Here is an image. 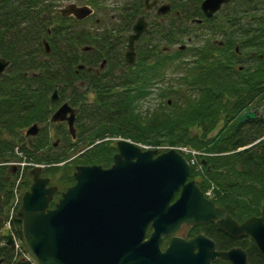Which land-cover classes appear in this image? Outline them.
<instances>
[{"label":"trees","instance_id":"trees-1","mask_svg":"<svg viewBox=\"0 0 264 264\" xmlns=\"http://www.w3.org/2000/svg\"><path fill=\"white\" fill-rule=\"evenodd\" d=\"M168 2L171 12L163 22L151 24L149 32L142 37L144 42L137 47L133 66L122 63L125 33L132 22L129 16L139 12L137 0L134 6L129 3L118 6L123 14L116 24L96 31L83 28L79 32L75 28L79 22L58 12L51 15L54 0L32 3L25 11L17 2L0 3V57L11 61L0 77V193L4 206L10 201L13 181L9 179L10 168L3 163L15 157L16 146L36 162L48 165L44 173L53 177L58 186L55 201L61 191L74 183V165L108 167L116 152L111 139L123 137L154 147L188 145L202 151L199 161L204 159L206 163L202 165V172L197 173L192 167L190 178H199L197 183L202 190L212 181L216 185L212 200L235 220L240 222L259 214L264 203V138L244 151L222 153L236 150L238 139L239 144H249L264 135V121H248L242 129V126L236 127L243 111L257 109L264 100V20H250L247 27L241 26L240 21L228 25L224 31L232 32L224 33L228 42L221 47L212 39V19L201 13L199 0ZM193 19L202 22H193ZM201 25L210 33L201 43L186 46L191 48L193 57L181 60L174 68L181 70L176 78L179 87L196 92L178 103L167 98L175 93L172 84L160 87L158 95L164 104L143 114L139 102L151 94V86L163 76L167 62L166 56L159 54L162 51H158L157 45L164 43L169 47L178 41L184 44V38L195 37V27ZM44 39L50 45L49 53L45 52ZM238 43L240 51L249 48L257 52L255 65L240 61L234 48ZM86 46L92 51H85ZM184 50L176 52L181 54ZM259 53L263 58L257 57ZM102 58H106L107 65L96 73L92 69H97ZM81 64L83 68L79 69ZM55 87L57 104L66 101L76 109V133L72 138L66 128L61 129L67 148L57 154L49 148L52 155H45L48 137L39 133L26 143L22 131L33 123H50L49 117L56 108L50 104ZM91 91L94 94L90 103L87 92ZM230 131L232 136L228 137ZM78 142L73 167L59 169L55 164L66 161L64 154ZM69 168L72 170L68 171ZM29 184L28 177L25 189ZM12 225L16 236L22 239L20 222L14 219ZM200 227H189V230L197 232ZM213 228H216L214 224L206 226L218 249L239 246L246 251L249 264H264V256L248 235L214 236ZM0 259L2 264H31L21 255L15 257L13 248L2 244V238ZM211 264L230 263L218 258Z\"/></svg>","mask_w":264,"mask_h":264},{"label":"water","instance_id":"water-1","mask_svg":"<svg viewBox=\"0 0 264 264\" xmlns=\"http://www.w3.org/2000/svg\"><path fill=\"white\" fill-rule=\"evenodd\" d=\"M227 1L204 0L201 8L211 17ZM169 9L164 4L157 11L165 14ZM66 12L83 19L92 10L70 6ZM132 31L124 52L127 65L134 64V44L147 31L143 16L134 22ZM8 66V61L0 59V76ZM56 100L55 89L50 102ZM255 112L243 113L238 123L254 118ZM50 120L66 121L69 133L75 137V111L68 103L61 104ZM37 130L34 124L26 134L35 135ZM116 147L109 167L75 166V183L61 193L52 208L49 203L57 187H47L49 178L40 176V168L31 170L33 182L14 217L21 223L32 264H211L215 258L248 264L245 251L239 247L217 251L204 234L189 239L175 235L182 224L209 221L233 237L250 235L264 255V205L259 216L238 223L206 198L194 181H187L190 165L176 150H143L126 139H119ZM179 189V196L172 202ZM2 225L0 217V228ZM168 236L169 243L162 249V240ZM7 239L12 244L11 237Z\"/></svg>","mask_w":264,"mask_h":264},{"label":"flooded vegetation","instance_id":"flooded-vegetation-1","mask_svg":"<svg viewBox=\"0 0 264 264\" xmlns=\"http://www.w3.org/2000/svg\"><path fill=\"white\" fill-rule=\"evenodd\" d=\"M39 1L40 0H33V1H31V0H0V3H5V2L15 3V2H17V4L19 5L20 9L25 11V10H27V7L28 8L30 7V4L33 3V4L37 5V4H39ZM54 1H55V5L51 4V8H52L51 15L55 16L56 15L55 13L58 12L61 16L69 18V19L74 20L76 22H81L83 20L93 19L94 18V22L95 23H100V20H102V19H101V17H96L94 15L95 11L99 12V14L101 16L102 14L105 15L110 10V8H107L106 5L103 4L102 0H65V1H67V2H65L66 4L63 5L60 8L56 7V3L60 2V0H54ZM108 1H111V0H108ZM115 1H118L120 4L121 3H126V4L129 3L130 6H134V2L136 0H115ZM155 1H156V4L152 5V3L155 2ZM199 1H200V5H199L200 11L206 17V15L204 14V12L202 11V8H201V3L204 0H199ZM137 2L139 4V10H138L139 12L135 13L134 16H132V15L129 16L130 18H132V22L130 23L131 24L130 25V30L128 31V33L126 32L127 33L126 36H125L126 39H127V35L132 30L131 26H132L133 22L139 16H143L144 17V19L148 22L149 29H150L151 24L157 23V22H163L165 20V18L167 19L169 12H171V8H170V11L167 14H163V15L159 14L158 11H157L159 5H161L163 3L168 4L169 3L168 0H137ZM147 3L149 5V7L146 6ZM84 5L89 7L92 10V14H90L89 16H87L86 18H84L82 20H79L72 12H66V10L70 6L83 7ZM5 7H9V6L5 5ZM63 10H64V12H63ZM113 10L114 9H111V11H113ZM176 13H178V12H176ZM116 14H117L118 18H119L120 15L123 14L119 7H116ZM110 16L112 18H114L115 14L114 13H110ZM210 18L212 19L211 20V28H212L214 36H219L220 37V39H218V40L214 39V41L217 42L218 46L222 47V46H225L226 43L228 42V40L224 37V33L226 35H228V32L229 33L232 32V31H224L227 28L228 25H230V24H232L234 22L238 24V21H240V25L241 26L247 27V25L249 24L250 20H264V0H228L227 2H223L221 4L220 8ZM262 23H264V21H262ZM48 32H50V31H48ZM219 32H221V34H219ZM142 37L140 39H138V41L135 44L136 51L138 50L139 45L143 43ZM237 39H238V37H237ZM149 46L151 48L153 47L152 44H150ZM157 48H158V45H157ZM234 48H235V52L237 53V56L240 58V61H242L243 64H252L253 63V65H255L256 60H252L251 58L255 57L257 52L251 51L250 52V57L251 58L245 59L243 57H247V56L246 55H244V56L242 55V52L240 51L241 47H240L239 43L235 44ZM169 49L170 48L167 47V46L162 47L161 48V51H162L161 53H163L165 51L168 52ZM85 51H92V50H91V48H89V49H86ZM257 57L263 58V54L259 53V54H257ZM0 59H3V58L0 57ZM4 60L10 62L9 65H11V61L10 60L5 59V58H4ZM102 61H101L102 65L100 63V65L97 67V69H92L94 72L99 73L100 70L101 71L104 70V67H106V65H107V60H106V58H102ZM122 64H124V62ZM100 66H102V67H100ZM8 68H9V66L3 71L2 75L5 73V71ZM118 78L119 77H117L115 79H118ZM87 94H88V98H89V96H90V98H93V94L94 93L92 91L91 92H87ZM263 113H264V108L263 109H261V108L258 109V112L255 114V118L250 119L249 121H251L253 123H255L257 121H264ZM229 124H232V121H230ZM246 124H248V121L246 123H244V124H241V125H238V123H236V127L237 126H242L241 127V129H242L243 127L246 126ZM236 132L238 133L239 129H236ZM227 136L228 137L232 136L231 131L228 132ZM263 136H261V137H263ZM242 140H244V139H242ZM236 143H238L239 146L237 148L241 149L240 151H244V150H246V149H248V148H250V147H252V146H254L256 144V142H254V141L249 143V144L248 143L247 144H239L240 143V139H238ZM216 155H218V154H216ZM25 159H26V163H27L26 168H31V165H29V163L31 161H34V160L28 155L25 156ZM204 162L206 163L205 160H204ZM11 166H12V171L11 172L15 173L17 171V167L14 166V165H11ZM209 168L210 167L208 166V169ZM25 171L29 172V170H25ZM23 184H25L24 181L22 182V185ZM2 214H5V208H1V206H0V215H2ZM212 234L214 236L215 235H221V236L225 235L224 232L218 230L217 228H213ZM210 238L213 239V237H210ZM1 261H2V259H0V262Z\"/></svg>","mask_w":264,"mask_h":264},{"label":"rangeland","instance_id":"rangeland-1","mask_svg":"<svg viewBox=\"0 0 264 264\" xmlns=\"http://www.w3.org/2000/svg\"><path fill=\"white\" fill-rule=\"evenodd\" d=\"M67 1L65 0H60V2L56 3V7L60 8L63 5H65ZM103 4L106 5L107 8H110V10L105 14V15H101L99 14V12L94 13V15L96 17H101L102 20H100V23H95L94 22V18L93 19H87V20H83L81 22H79V24L76 25V29L78 30V32L80 31V29L85 28L86 30H90V31H96V30H102V28L104 27H110L113 24L117 23L118 17L116 14V7H118L120 5V3L118 1L115 0H102ZM111 9H114L113 11H111ZM110 13H114L115 17L112 18L110 16ZM85 30V31H86ZM196 30V34H194L195 37L193 38H189V37H185L184 38V44H186L187 47H192L197 43H201V41L205 38L206 34L210 31H208V29L206 28L205 25H201V26H196L195 27ZM88 32V31H87ZM128 33V32H127ZM125 33V35L127 34ZM204 33V34H203ZM214 39H220L219 36H214L212 38ZM142 41L144 42V40L142 39ZM182 42L178 41L175 44L169 46V50L166 53L163 52L162 54L159 53L160 55H165L167 62L166 65L164 67V73L163 76L161 78H159L157 81L154 82V84L151 86L152 87V93L143 98L140 102H139V109L143 112V114L147 111H152L155 110L156 108H159L160 106H162L164 104V100L163 98H161L158 93L160 92L158 89L163 86H166L168 84H172L175 87V93H173L171 96L167 97L169 99L175 100L176 102H184L186 100L187 97H189L188 95H191L193 93H195L196 91L190 89V88H186L184 86L179 87L176 78H178L180 76L181 70H175L174 68L176 67V65L178 63L182 61H185L186 59H191L193 57V53L191 52V48H186V50H184L183 53L181 54H177V46H179ZM195 43V44H194ZM125 45V44H124ZM142 45V44H140ZM165 44L162 43L158 46V51L161 50V48L164 46ZM125 49V47L123 48V50ZM247 50V51H246ZM242 49L241 51L244 53V51H246L244 54L242 53V55H246L247 57H243L245 59H249L250 57V52L252 51L251 49L247 48V49ZM253 60H255V57L251 58ZM253 64V63H252ZM158 90V91H157ZM88 101L90 102V100L88 99ZM91 103V102H90ZM171 104V101H170ZM56 107H58L60 105V102L57 104H54ZM263 109L264 108V100L259 104L258 109ZM39 128V132L37 130V135H39V133H42L44 135H46L49 141V146H47L45 148V155H52L49 151V148L51 149V151H55L56 150V154L57 153H62L63 149H66L67 147V141L62 139V133L60 132L61 129L66 128L65 123L64 122H59V123H51V124H38ZM65 126V127H64ZM27 127H25L22 131V134L24 136V142L28 143L30 142V140H32V138L34 136H26L25 135V129ZM67 129V128H66ZM115 139L118 137H114ZM121 138V137H119ZM123 138V137H122ZM127 139V138H124ZM129 140V139H128ZM131 140V139H130ZM111 141L114 143V141L111 139ZM132 141V140H131ZM56 142V146L53 145V143ZM63 142V143H62ZM134 142V141H133ZM80 143L78 142L77 144H73L72 147H70V152L65 153V158L66 161L61 162L58 166V168L62 169L65 168L66 166H72L73 167V161H75L74 157H75V151L78 149ZM163 146V145H160ZM168 146V145H167ZM170 146V145H169ZM174 146V145H173ZM184 147V145H175V147L178 149L179 147ZM66 147V148H65ZM192 148V147H191ZM75 149V150H74ZM166 147L164 146V148H159V150H165ZM229 152V151H228ZM227 152V153H228ZM18 162H22L25 163L24 161H19ZM26 164V163H25ZM27 165L24 166V170H31V168H26ZM75 166V165H74ZM72 168H69L68 171H71ZM74 170V168H73ZM12 176V175H11ZM10 176V177H11ZM200 180V179H199ZM57 182V181H55ZM211 185H213L214 183H209ZM179 234L183 235V234H187V230L185 228H182L179 232ZM3 261L0 262V264H2Z\"/></svg>","mask_w":264,"mask_h":264}]
</instances>
